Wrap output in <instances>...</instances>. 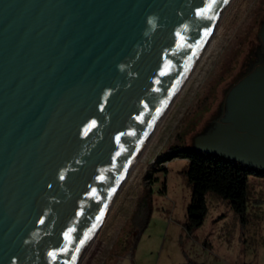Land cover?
Returning <instances> with one entry per match:
<instances>
[{
    "label": "water",
    "instance_id": "obj_1",
    "mask_svg": "<svg viewBox=\"0 0 264 264\" xmlns=\"http://www.w3.org/2000/svg\"><path fill=\"white\" fill-rule=\"evenodd\" d=\"M236 1L0 0V264L81 263ZM194 147L264 170V63Z\"/></svg>",
    "mask_w": 264,
    "mask_h": 264
},
{
    "label": "rangeland",
    "instance_id": "obj_2",
    "mask_svg": "<svg viewBox=\"0 0 264 264\" xmlns=\"http://www.w3.org/2000/svg\"><path fill=\"white\" fill-rule=\"evenodd\" d=\"M263 21L264 0L235 2L80 264H117L128 255L133 264H243L253 258L264 241V176L248 178V221L209 191L205 221L190 233L189 161L160 158L175 145L195 146L196 137L219 121L229 90L260 47Z\"/></svg>",
    "mask_w": 264,
    "mask_h": 264
},
{
    "label": "trees",
    "instance_id": "obj_3",
    "mask_svg": "<svg viewBox=\"0 0 264 264\" xmlns=\"http://www.w3.org/2000/svg\"><path fill=\"white\" fill-rule=\"evenodd\" d=\"M176 157L189 161L188 178L193 186V197L188 208L186 228L190 233L201 227L205 221L208 211L205 198L209 191L228 200L242 221H247L248 178L252 174L264 176V170L204 152L194 146L179 144L170 148L160 160L169 161Z\"/></svg>",
    "mask_w": 264,
    "mask_h": 264
},
{
    "label": "crops",
    "instance_id": "obj_4",
    "mask_svg": "<svg viewBox=\"0 0 264 264\" xmlns=\"http://www.w3.org/2000/svg\"><path fill=\"white\" fill-rule=\"evenodd\" d=\"M257 201L260 203L262 200H261V198H259V199H257ZM249 232L250 231H248L247 233H249ZM252 235L253 236L256 235V231L255 230L251 231V235L248 236L249 240L245 238V240H248L250 244L253 243ZM243 264H264V241L259 246H256V248L254 249L253 258H251V260L248 263L244 262Z\"/></svg>",
    "mask_w": 264,
    "mask_h": 264
},
{
    "label": "flooded vegetation",
    "instance_id": "obj_5",
    "mask_svg": "<svg viewBox=\"0 0 264 264\" xmlns=\"http://www.w3.org/2000/svg\"><path fill=\"white\" fill-rule=\"evenodd\" d=\"M261 63H264V45L260 41V47L256 53V56L250 60L249 69L247 70L246 73L254 69L256 66L260 65ZM222 115H223V111L221 113V116ZM117 264H133V261L131 257L128 255L122 261L117 262Z\"/></svg>",
    "mask_w": 264,
    "mask_h": 264
}]
</instances>
